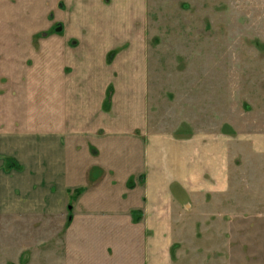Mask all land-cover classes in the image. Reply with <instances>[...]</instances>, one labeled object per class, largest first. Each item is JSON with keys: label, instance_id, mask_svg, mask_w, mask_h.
Segmentation results:
<instances>
[{"label": "crops", "instance_id": "0c3cea01", "mask_svg": "<svg viewBox=\"0 0 264 264\" xmlns=\"http://www.w3.org/2000/svg\"><path fill=\"white\" fill-rule=\"evenodd\" d=\"M75 1L0 0V154L17 160L0 177L39 186L26 208L66 223L69 196L81 188L68 245L89 240L91 226H121L130 233L119 232L116 246L132 234L126 247L137 242L144 264L168 262L170 232L184 224L175 215L208 213L216 231L222 221L237 230L254 211L264 218V130L155 128L146 78L125 89L117 59L107 61L132 46L127 25L139 0H83L74 12ZM58 22L60 32L52 30ZM119 88L129 97L125 116ZM92 165L106 173H81ZM55 183L57 194L45 187Z\"/></svg>", "mask_w": 264, "mask_h": 264}, {"label": "rangeland", "instance_id": "374dc122", "mask_svg": "<svg viewBox=\"0 0 264 264\" xmlns=\"http://www.w3.org/2000/svg\"><path fill=\"white\" fill-rule=\"evenodd\" d=\"M82 1H75L74 12ZM138 2L132 11L134 19L127 25V33L136 37L132 46L127 43L112 50L107 61L117 59L122 70L115 74L125 89L131 79L140 84L146 78V102L153 111L155 128H182L188 122L198 129L264 130V112H260L264 108V0ZM58 27L62 31L60 22L52 30ZM111 86L107 107L112 101ZM123 88H119V102L127 104V112H119L125 116L129 97L121 95ZM0 162V174L17 164L3 153ZM99 170L103 175L105 170L97 165L80 171L101 175ZM130 183L128 179L129 187ZM36 185L28 178L14 183L0 177V264H144L141 249L135 248L137 242L133 244L130 238V248L126 247L132 234L121 236L123 248L116 246L121 226H91L89 240L69 246L73 215L71 222L69 217L82 189L75 188L69 196L65 223L52 210L40 215L26 208L37 199ZM59 186L45 185L54 194ZM174 219L184 224L170 232L169 260L159 264H264V218L256 211L235 231H227L225 221L216 231L208 213L196 216L192 211ZM123 232L130 233V229ZM145 264H151L149 257Z\"/></svg>", "mask_w": 264, "mask_h": 264}, {"label": "trees", "instance_id": "16d2710c", "mask_svg": "<svg viewBox=\"0 0 264 264\" xmlns=\"http://www.w3.org/2000/svg\"><path fill=\"white\" fill-rule=\"evenodd\" d=\"M72 221V214L70 213L69 222Z\"/></svg>", "mask_w": 264, "mask_h": 264}, {"label": "water", "instance_id": "95a60500", "mask_svg": "<svg viewBox=\"0 0 264 264\" xmlns=\"http://www.w3.org/2000/svg\"><path fill=\"white\" fill-rule=\"evenodd\" d=\"M60 30H61V27H58V28H57V31H60Z\"/></svg>", "mask_w": 264, "mask_h": 264}]
</instances>
